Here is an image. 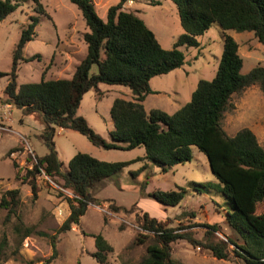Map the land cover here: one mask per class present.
I'll return each instance as SVG.
<instances>
[{
  "label": "trees",
  "instance_id": "trees-1",
  "mask_svg": "<svg viewBox=\"0 0 264 264\" xmlns=\"http://www.w3.org/2000/svg\"><path fill=\"white\" fill-rule=\"evenodd\" d=\"M69 1L82 14L86 27L82 39L87 47L72 77L57 80L42 77L38 83L18 84L20 64L40 57L23 55L25 46L37 36L36 17H31L21 32L10 72L0 73V77H9L4 89L6 104L20 109L23 116L39 112L43 118L40 138L48 151L42 157L35 156L32 169H27L22 176L23 183L29 185L36 196L38 177H58L74 193V198L68 200L70 214L58 233L80 225L88 207L97 203L90 192L97 184L136 162H150L167 173L177 165L190 162L193 149H197L205 155L213 177L222 185L229 208L226 222L243 239L241 245L232 243L237 248L236 253L245 264H264V213H257L258 206L264 202V148L252 130L244 128L229 136L222 126L235 95L256 85L264 94V67L257 66L243 74L239 45L228 33H253L264 46V0H170L177 7L184 33L169 50L161 46L137 12L125 9L130 0H119L110 6L105 20L98 15L92 0ZM33 2L36 13L51 19L39 0ZM151 4L160 3L152 0ZM20 6V0H0V23ZM214 24L220 27L224 42L215 78L201 80L190 102L173 114L161 109L147 112L144 101L154 93L150 81L182 68L185 55L180 48H197V37L206 34ZM94 67L96 72H92ZM101 84L127 87L133 95L132 100L116 98L113 101L111 141L96 133L78 114L85 94L98 90ZM58 129L78 132L98 148L121 151L144 148L145 154L130 161L105 162L79 152L64 170L54 141ZM14 152L12 149L8 154ZM146 166L131 174L138 176ZM148 185V180L141 183L142 195L165 206H177L185 197V190L181 188L146 193ZM19 203V189L1 192L0 210L7 212V221L16 216ZM134 208L135 205L130 208L111 205L114 213L132 214ZM136 220L141 232L131 246L147 245L146 255L139 264H182L173 258V244L180 240L198 249H208L218 260L229 257L225 243L198 242L183 232V228L170 226L171 220L163 221L147 212H137ZM209 228L218 231L217 225ZM16 229L23 232L21 241L35 233L33 227L22 224ZM92 237L97 249L92 256L99 264H109L107 257L113 247L102 234ZM56 239V236L51 237L53 253L44 264H51L57 258ZM5 246L4 239L0 244V257Z\"/></svg>",
  "mask_w": 264,
  "mask_h": 264
},
{
  "label": "rangeland",
  "instance_id": "rangeland-1",
  "mask_svg": "<svg viewBox=\"0 0 264 264\" xmlns=\"http://www.w3.org/2000/svg\"><path fill=\"white\" fill-rule=\"evenodd\" d=\"M50 18L35 12L33 0H20L21 6L0 23V73H9L12 55L21 32L38 19L37 36L24 48L23 55L40 57L31 62H22L18 70V84L38 83L42 80L71 78L76 65L85 57L87 47L82 36L86 31L81 12L69 0H39ZM98 15L107 16L110 6L119 0H92ZM128 1L125 9L137 12L151 29L164 49H172L183 35L176 5L170 0ZM239 45L243 58L242 73L247 74L257 66L264 67V46L258 43L253 33L228 32ZM197 48L180 49L185 55V65L167 75L150 81V94L144 101L147 110L157 108L173 114L190 102L201 80L215 78L223 54L222 31L214 24L206 34L197 37ZM94 67L92 72H96ZM45 73V74H44ZM8 76L0 77V198L1 192L20 190V203L16 216L7 221V212L0 210V244L6 245L0 264H44L53 253L51 237L56 236L58 255L51 264H99L92 256L97 251L92 235L102 234L113 247L108 254L109 264H139L146 255L147 245L131 246L141 232L136 213L147 212L163 221L171 220L172 227L183 228L194 240L203 244L225 243L227 260H218L205 248L198 249L186 240L173 244V258L182 264H245L236 253V245L243 239L226 222L229 208L222 192V185L213 177L205 155L193 149L190 162L180 164L167 173L150 162H136L121 172L97 184L91 189L97 200L91 204L80 225L70 231L58 233L70 214L68 200L74 193L66 188L61 178L41 175L37 179L38 191L34 196L22 176L33 163L35 156L42 157L47 147L42 142L44 123L37 112L23 116L22 111L5 102L4 89ZM101 94V95H100ZM116 98L132 100L129 88L101 84L98 90H90L81 102L78 114L105 140L111 141L113 123L110 109ZM223 129L229 136L248 128L252 130L264 148V94L256 86L249 87L232 98L231 108L225 113ZM56 149L64 170L77 153H86L105 162H124L142 157L144 148L131 151L105 150L94 146L78 132L63 130L55 136ZM15 149V152L8 153ZM9 155V156H8ZM146 168L138 175L132 172ZM19 175V176H18ZM148 180L146 193L156 191L185 190V197L177 206H165L155 199L143 196L141 183ZM130 208L135 212L114 213L111 205ZM258 214L264 213V202L258 206ZM22 224L33 227L35 233L22 239L23 232L16 229ZM217 225L218 231L209 226ZM123 227V230L121 229Z\"/></svg>",
  "mask_w": 264,
  "mask_h": 264
},
{
  "label": "crops",
  "instance_id": "crops-1",
  "mask_svg": "<svg viewBox=\"0 0 264 264\" xmlns=\"http://www.w3.org/2000/svg\"><path fill=\"white\" fill-rule=\"evenodd\" d=\"M125 6H126V7H129L128 5H125ZM133 6H136V4H135V1H134V0H133ZM101 18H102V17H101ZM102 19H104V20H105V19H106V17H105V18H102ZM178 70H179V69H178ZM153 109H157V108H153ZM150 110H152V109H150ZM150 110H147V109H146V111H147V112H149ZM161 110H162V109H161ZM163 111H164V110H163ZM62 131H63V129H58V133H60V132H62Z\"/></svg>",
  "mask_w": 264,
  "mask_h": 264
},
{
  "label": "built area",
  "instance_id": "built-area-1",
  "mask_svg": "<svg viewBox=\"0 0 264 264\" xmlns=\"http://www.w3.org/2000/svg\"><path fill=\"white\" fill-rule=\"evenodd\" d=\"M35 162V161H34ZM32 167H33V163H30V165H29V169H32ZM45 176V175H44ZM47 177V176H46Z\"/></svg>",
  "mask_w": 264,
  "mask_h": 264
}]
</instances>
